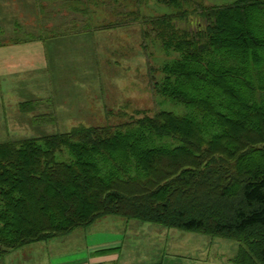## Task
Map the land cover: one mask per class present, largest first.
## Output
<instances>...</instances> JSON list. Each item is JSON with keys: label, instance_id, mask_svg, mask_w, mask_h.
Returning a JSON list of instances; mask_svg holds the SVG:
<instances>
[{"label": "trees", "instance_id": "1", "mask_svg": "<svg viewBox=\"0 0 264 264\" xmlns=\"http://www.w3.org/2000/svg\"><path fill=\"white\" fill-rule=\"evenodd\" d=\"M189 1L144 19L145 40L179 54L150 71L168 109L0 142V258L116 215L235 239L234 264H264V0L196 3L204 22Z\"/></svg>", "mask_w": 264, "mask_h": 264}, {"label": "rangeland", "instance_id": "2", "mask_svg": "<svg viewBox=\"0 0 264 264\" xmlns=\"http://www.w3.org/2000/svg\"><path fill=\"white\" fill-rule=\"evenodd\" d=\"M234 1L191 0L184 7L188 16L201 18L204 22L201 14L193 15L196 3L208 7ZM38 2V14L34 12L36 5L32 6L24 21L36 37L38 26V38H67L61 45L63 53L55 54V58H59L56 77L60 82L51 100L26 98L21 102L19 96L28 90L21 89L19 83L10 82L8 68L2 66L0 142L43 137L81 126H115L168 109L155 95V80H151L150 71L159 80L163 76L162 65L179 54L165 51L154 35L146 40L144 37V32L149 29L144 19L168 13L169 8L163 0ZM232 22L235 27L241 23L237 17ZM178 24L189 27L188 20H178ZM4 50L0 64L11 55L15 65L14 47ZM24 74L28 76L24 75V81L32 83L34 71ZM169 104L170 110L179 114L187 111L184 104L173 101ZM69 157L67 151L58 154L60 160ZM27 215L31 218L36 213L29 207ZM112 241L124 244L120 262L116 264L156 261L166 264H234L232 259L240 244L235 239L107 215L68 234L10 251L0 258V264H52L57 255L82 257L90 246Z\"/></svg>", "mask_w": 264, "mask_h": 264}, {"label": "crops", "instance_id": "3", "mask_svg": "<svg viewBox=\"0 0 264 264\" xmlns=\"http://www.w3.org/2000/svg\"><path fill=\"white\" fill-rule=\"evenodd\" d=\"M38 3V0H0V55L4 53L6 47L11 46L14 47L17 55L15 65L12 64L11 55L6 62L2 63L3 65L0 64V92H2L3 87L1 68L5 66L8 68V80L19 83L21 89L28 90L25 95L19 96L21 102L26 98L51 100L54 98L55 87L60 82L56 77L57 67H60L59 63H57L59 58H55V54H60L58 52L63 53L61 45L67 38H62L61 36L49 37L47 39H44V37L38 38L40 34L38 33V26H36V39L18 42H13L10 39L14 35L32 33L30 32L32 29L24 20L29 12V8L32 6L36 5V11L34 12L38 14ZM31 50L32 53H30ZM33 71L34 77L32 78L33 80L31 79L32 83L27 84L24 81L27 75L24 73ZM123 245L122 241L93 245L88 248V253L82 257L65 258L57 255L53 259L54 263L52 264H116L117 261L120 262L122 257L121 250Z\"/></svg>", "mask_w": 264, "mask_h": 264}]
</instances>
